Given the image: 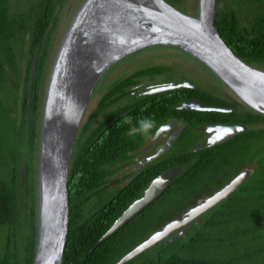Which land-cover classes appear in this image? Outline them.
<instances>
[{"label":"trees","instance_id":"obj_1","mask_svg":"<svg viewBox=\"0 0 264 264\" xmlns=\"http://www.w3.org/2000/svg\"><path fill=\"white\" fill-rule=\"evenodd\" d=\"M38 1L31 8L29 17L20 20L15 17L11 0H0V88L6 79L7 65L15 66V62H19L18 53L26 58L23 103L16 99L14 103L22 107L21 145L17 150H11L14 166L9 176L0 178V232L7 236V241L0 247V264H33L38 245L42 90L49 47L60 23L59 12L69 0ZM166 1L187 12V0ZM256 5L258 8L254 7ZM219 6L216 26L223 39L244 62L264 69V0H234V9L229 2L227 8L219 9ZM26 42L27 52L24 49ZM39 46L34 77L36 93L28 102L31 66ZM151 74L149 70L140 73ZM107 99L108 96L96 113L85 117L77 138L69 176V237L62 264H117L155 231L180 218L194 204V194L205 191L213 183L214 179L209 176L213 177L215 169L234 166L235 176L239 169L252 163L256 165L254 174L231 198L206 214L201 223L190 224L191 229L185 236L170 241L174 237L171 236L127 264H243L242 260H252L264 251V147L256 149L264 145V116L224 99L216 103L235 109V113L195 112L196 117L216 119L197 120V123L243 125L250 127L249 131L221 145L216 152L207 149L187 155L178 151L174 155L178 160L175 164L184 167L183 174L159 199L98 244L122 214L143 197L151 180L171 166L159 161L149 170L141 171L128 187L110 191L111 186L105 181L109 172L104 166L127 157V152L133 149L130 146L133 140L124 135L121 127H113L103 132L105 138L97 149L90 148L92 124L107 107ZM216 103L208 102L209 105ZM2 105L0 97V109ZM155 107L157 111L162 108L161 105ZM6 113V109L0 111V117ZM103 125L98 127L100 132ZM3 150L0 138V155ZM181 160L183 164L179 162ZM26 165L27 182L23 176Z\"/></svg>","mask_w":264,"mask_h":264},{"label":"water","instance_id":"obj_2","mask_svg":"<svg viewBox=\"0 0 264 264\" xmlns=\"http://www.w3.org/2000/svg\"><path fill=\"white\" fill-rule=\"evenodd\" d=\"M217 11L218 0H198L196 15L166 0H84L79 6L63 35L47 81L38 171V245L33 264L63 263L70 228L69 176L76 140L97 85L123 59L152 47L178 48L208 68L234 96L236 106L264 116V70L247 64L229 47L216 26ZM39 53L40 46L31 66L28 102L36 93ZM177 87L194 86L187 82ZM179 109L236 112L205 107L197 100H189ZM29 112L28 108V116ZM249 129L243 125L210 128L218 132V143ZM255 169V163L247 166L215 194L151 234L117 264H127L171 236L170 241L185 236L192 221L237 192ZM182 172L181 167H175L154 179L143 197L122 214L98 244L159 199ZM27 178L25 166L26 182ZM201 222L202 218L197 223Z\"/></svg>","mask_w":264,"mask_h":264},{"label":"flooded vegetation","instance_id":"obj_3","mask_svg":"<svg viewBox=\"0 0 264 264\" xmlns=\"http://www.w3.org/2000/svg\"><path fill=\"white\" fill-rule=\"evenodd\" d=\"M219 3L222 4V0H218V6ZM231 6L234 9V0H231ZM254 7L258 8L257 5ZM149 49L151 48L145 49L136 54ZM190 60L191 62L189 63V66L193 70L201 71L199 75L197 73L194 74L196 78H180L179 76L186 75V73H179L175 68L167 66L163 67L165 68L163 70L160 69L154 72L153 69L155 70L160 67L134 66L131 69H128L114 66L100 80L91 98L85 117L88 116L89 118L91 114L93 115L94 112L96 113L99 110L98 107L103 99L108 96L106 101L107 107L99 115L97 119L98 122L96 121L92 124V130L90 131V134H92V136H90L92 137L90 148H92V150L97 149V145L101 144L102 140L105 138L102 135L103 132L106 130L109 131V129L113 127H121L124 131V135H127L128 138L133 140L132 145H130L133 146V149L127 152V157L112 165L104 166L105 171L109 172L105 181L106 185L111 186L110 191L128 187L141 171L149 170L159 161L166 162V166L171 165L163 173L175 167H181L184 172V167L182 165L175 164L178 160L174 159V155L177 154L178 151H181L180 153H186L187 155L204 152L207 149L216 152L221 145L230 141L218 143V137L215 136L218 132H214L210 130V128L212 127L214 129L220 125H231L220 122H205L199 124L197 123V120H207V118L213 120L216 119L205 116L196 117L194 113L199 111H184L179 109L189 100H197L205 107L212 108H227L216 103L222 99L234 105V100L232 99L234 96H232L228 89L222 85V82L217 79L211 71H209L211 75L204 71L208 68L206 69L205 66L203 67L193 59ZM146 70L152 71V74L140 75L141 72ZM168 70L169 72H167ZM174 76L179 80L175 81L173 79ZM187 82L191 83L194 87H177L178 85ZM201 85H203L205 89L200 88ZM98 88H100V91H98ZM213 101L216 104H208V102L213 103ZM155 105H161L162 108L157 111ZM146 118L154 121V126L149 132L143 133L138 130V122L141 119ZM129 120L130 123L128 122ZM193 123L198 125L194 126ZM102 125L104 127L102 132H100L98 127ZM133 129H137V131H133ZM231 140H234V138ZM172 141L174 142L171 143ZM162 149L163 151L160 153ZM179 162L183 164L182 160ZM246 168L247 166H244L239 169L235 176L234 166L222 170L220 173H218V171L215 172L212 177L214 179L213 183L206 188L205 191L201 190V192H196L194 194L192 200V203L194 202V204L187 208L186 212L197 206L200 201L205 200L222 189ZM183 172L180 175H182ZM161 174L157 175L153 180ZM153 180H151V182ZM223 202L224 201L220 204ZM209 212H211V210L204 213L201 217L192 221L190 224L198 222L200 218H204ZM180 231H177L175 234H178Z\"/></svg>","mask_w":264,"mask_h":264},{"label":"rangeland","instance_id":"obj_4","mask_svg":"<svg viewBox=\"0 0 264 264\" xmlns=\"http://www.w3.org/2000/svg\"><path fill=\"white\" fill-rule=\"evenodd\" d=\"M84 0H69L65 8L60 13V23L58 30L56 31V35L53 37L52 45L49 47V56H48V63L46 66V80L42 90V99L44 102L45 94H46V87L47 81L49 79V75L51 69L53 67V63L56 57V53L60 46L61 40L63 35L69 25V22L73 15L76 13L79 6L82 4ZM39 1L38 0H11L10 4L12 5L13 11L15 13L16 19H24L25 17H29L30 10L32 7L35 6ZM231 4V0H222V4L219 6L221 8H227V3ZM187 13L191 15H196L198 12V1L197 0H187ZM237 7L238 4H237ZM252 6H250L251 8ZM246 8V7H245ZM249 10V7L246 8ZM26 47H24L25 52L28 51V43L26 42ZM190 59H193L195 62L199 63L197 60L189 56L187 53L179 50L175 47L170 46H157L153 47L149 50H146L142 53L132 55L128 58L122 60L116 67H124L131 69L134 66L144 67V66H159V67H172L175 68L179 73L183 72L186 75L179 76L180 78L188 77L196 78L194 76L195 73L199 75L201 72L200 70H193L189 63L191 62ZM18 63L15 62V66H8L6 67V79L2 87L0 88V97L2 99L3 105L0 111L6 109L7 113L0 117V138L1 142L4 144V150L0 155V178L5 177L6 175L9 176L10 169L14 166L12 162L14 157V152L12 156L11 150H17L16 148L21 145L19 130L20 125L22 122V107L15 106V99L17 102L23 103L24 98V90H25V66H26V58L25 56H21L18 53ZM195 64V63H194ZM204 67V66H203ZM190 68V69H188ZM206 68V67H205ZM163 70L165 68H156L154 71ZM207 69V68H206ZM207 74L211 73L210 70H204ZM169 72V70L167 71ZM119 73V72H118ZM175 81L179 80L176 76L173 77ZM221 83V82H220ZM205 85V83H204ZM223 85V84H222ZM224 86V85H223ZM200 88H204L201 85ZM100 91V88H98ZM229 94V92H228ZM231 94V93H230ZM44 105V103H43ZM43 113V108L42 111ZM40 112V117H41ZM42 122V121H41ZM83 125V124H82ZM262 146L259 145L256 149H262ZM237 160V159H236ZM238 161H242V158H238ZM28 166V165H26ZM224 169H215V171L220 173ZM209 178L213 179L211 176ZM28 179V178H27ZM211 179H209L211 181ZM251 185V184H250ZM253 186V184L251 185ZM7 241V236L4 232H0V247L5 244L4 242ZM243 264H264V251L257 255L256 258L250 259L246 258V260H242Z\"/></svg>","mask_w":264,"mask_h":264},{"label":"clouds","instance_id":"obj_5","mask_svg":"<svg viewBox=\"0 0 264 264\" xmlns=\"http://www.w3.org/2000/svg\"><path fill=\"white\" fill-rule=\"evenodd\" d=\"M130 123V120L128 121ZM139 131L143 133L149 132L150 129L154 126V121L151 119H141L139 122ZM133 131H137V129H133ZM24 176V175H23Z\"/></svg>","mask_w":264,"mask_h":264}]
</instances>
